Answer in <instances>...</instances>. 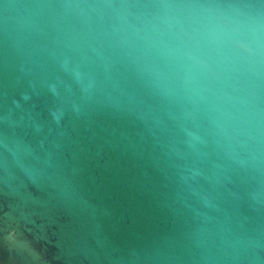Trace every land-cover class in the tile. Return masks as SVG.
Segmentation results:
<instances>
[{"label": "water", "instance_id": "water-1", "mask_svg": "<svg viewBox=\"0 0 264 264\" xmlns=\"http://www.w3.org/2000/svg\"><path fill=\"white\" fill-rule=\"evenodd\" d=\"M0 264H264V0H0Z\"/></svg>", "mask_w": 264, "mask_h": 264}]
</instances>
